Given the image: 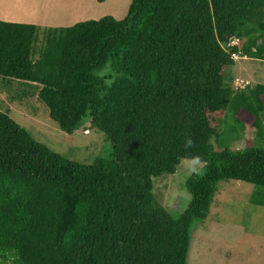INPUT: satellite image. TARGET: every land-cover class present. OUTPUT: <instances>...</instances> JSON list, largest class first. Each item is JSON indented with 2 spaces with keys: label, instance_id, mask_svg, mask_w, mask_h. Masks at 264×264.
Instances as JSON below:
<instances>
[{
  "label": "trees",
  "instance_id": "trees-1",
  "mask_svg": "<svg viewBox=\"0 0 264 264\" xmlns=\"http://www.w3.org/2000/svg\"><path fill=\"white\" fill-rule=\"evenodd\" d=\"M41 29L0 18V74L113 150L68 158L0 108V264H188L220 183H253L264 205V82L225 72L234 54L264 60V0H131L121 18L45 26L40 46ZM228 111L240 132L225 139L254 145L215 147ZM182 158L204 164L170 210L157 181Z\"/></svg>",
  "mask_w": 264,
  "mask_h": 264
},
{
  "label": "rangeland",
  "instance_id": "rangeland-1",
  "mask_svg": "<svg viewBox=\"0 0 264 264\" xmlns=\"http://www.w3.org/2000/svg\"><path fill=\"white\" fill-rule=\"evenodd\" d=\"M130 3L131 0H0V18L38 23L42 29L37 43L41 46L47 25H70L105 14L121 18L126 15ZM225 72L233 73L234 77L244 76L250 80L249 84H254L256 79H264V60L239 56ZM0 108L36 139L68 158L92 163L96 157L108 155L113 150L107 134L89 119L73 131L60 128L49 116L46 104L33 95V85L29 82L0 74ZM233 122L228 111L224 117V133L219 146L215 147L254 145L251 140L254 131L247 130L233 141L226 140L240 132L239 128L233 129ZM87 127L89 132L84 131ZM203 164L199 160L182 158L173 174L157 181L161 200L170 210L188 196L186 179ZM258 188L245 181L220 183L207 218L197 221L192 229L188 264H264V205L252 200V193Z\"/></svg>",
  "mask_w": 264,
  "mask_h": 264
},
{
  "label": "built area",
  "instance_id": "built-area-1",
  "mask_svg": "<svg viewBox=\"0 0 264 264\" xmlns=\"http://www.w3.org/2000/svg\"><path fill=\"white\" fill-rule=\"evenodd\" d=\"M237 41H238V38L237 37H235L232 40V42H234V43H236ZM233 56L236 57V58L238 57L237 54H234ZM249 83H250V80L249 79H245L243 77H236L234 79V86H235V88H243L246 85H248ZM84 131L85 132H89V128H85Z\"/></svg>",
  "mask_w": 264,
  "mask_h": 264
},
{
  "label": "crops",
  "instance_id": "crops-1",
  "mask_svg": "<svg viewBox=\"0 0 264 264\" xmlns=\"http://www.w3.org/2000/svg\"><path fill=\"white\" fill-rule=\"evenodd\" d=\"M246 57H248V56H246ZM237 62V61H236ZM237 77V76H236ZM242 77H244V76H242ZM256 79V78H255ZM256 82H264V79H259V80H257L256 79Z\"/></svg>",
  "mask_w": 264,
  "mask_h": 264
},
{
  "label": "clouds",
  "instance_id": "clouds-1",
  "mask_svg": "<svg viewBox=\"0 0 264 264\" xmlns=\"http://www.w3.org/2000/svg\"><path fill=\"white\" fill-rule=\"evenodd\" d=\"M235 78H236V77H235ZM235 78H234V79H235ZM188 143H191V140H190V139L188 140Z\"/></svg>",
  "mask_w": 264,
  "mask_h": 264
}]
</instances>
